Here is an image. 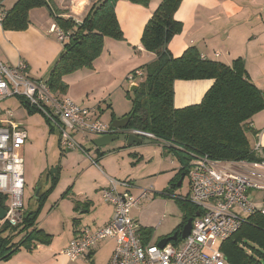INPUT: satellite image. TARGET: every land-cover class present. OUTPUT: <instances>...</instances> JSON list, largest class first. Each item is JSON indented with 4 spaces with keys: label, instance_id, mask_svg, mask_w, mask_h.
Wrapping results in <instances>:
<instances>
[{
    "label": "crops",
    "instance_id": "1",
    "mask_svg": "<svg viewBox=\"0 0 264 264\" xmlns=\"http://www.w3.org/2000/svg\"><path fill=\"white\" fill-rule=\"evenodd\" d=\"M16 1L1 0L0 8L7 11ZM161 1L149 0L146 6H142L129 0H117L114 13L123 39L116 41L104 38L102 52L94 60L92 68L80 69L64 76L62 80L67 86L66 93L52 94L72 99L90 110L93 118L101 120L103 116H107V124L124 117L131 109V101L124 94L122 97L126 76L134 70H143L156 57L154 53L142 48L141 36L147 21ZM46 2L49 8L40 7L29 11V24L25 30L4 31L0 26L2 60L12 65L23 60L28 66L29 76L44 82H47L49 73L63 50V44L57 41L52 32L53 27H56L53 19L55 14L60 11L62 17L72 18L79 23L98 0H81L78 3H71L70 0ZM174 20L180 23L181 30L167 45L173 57H180L187 48L194 47L201 57L226 66H231L233 61L240 59L249 81L258 90L264 91V0H182L174 13ZM212 83V80L175 81L174 107L199 104ZM131 84L126 85L130 87ZM117 85L119 86L116 87ZM113 88L118 89L110 93ZM116 91L119 98L115 100L112 94ZM248 127L257 133L264 130V109L252 117ZM73 138L80 146L85 143L90 153L88 157L76 149L74 151L81 158L80 163L64 166L60 163L58 166L54 191H61L58 195H50L45 199L34 225L36 230L48 236V243H30L31 247L26 249V245H21L25 234H16L12 243H17V249L7 261L0 260V264H98L100 258H103L100 264H107L115 246L113 239L100 241L86 258L74 263L68 262L62 254L79 230L84 227L95 230L112 218V206L101 198L102 189L108 185L107 179L132 180V184H135V170H146L150 166L156 172L147 174V177L155 183L170 186L177 178L180 164L174 156L159 145L157 146L162 150H139L143 144L148 145L152 141L130 147L117 141L98 150L92 143L98 137L88 135L86 139H82L79 134H73ZM67 151L69 154L63 155L62 159L68 160V155L73 153L71 150ZM24 153L29 154V148L26 147ZM69 172L71 177L68 182L64 175ZM32 176L29 171L27 182ZM134 186L133 189L140 188L136 184ZM36 191V202L30 211L36 209L44 192L41 187ZM26 207L27 210H23V213L29 212L28 206ZM132 217L136 220L135 214ZM181 222L176 225L177 229ZM138 224L140 228H150L139 222ZM177 229L163 231L157 241L172 235ZM150 240L151 238L148 243Z\"/></svg>",
    "mask_w": 264,
    "mask_h": 264
},
{
    "label": "trees",
    "instance_id": "2",
    "mask_svg": "<svg viewBox=\"0 0 264 264\" xmlns=\"http://www.w3.org/2000/svg\"><path fill=\"white\" fill-rule=\"evenodd\" d=\"M116 1L98 0L80 23L62 17L60 11L55 14V26L68 33L69 40L63 44L46 82L52 93L64 95L67 90L62 80L64 76L92 68L94 60L102 52L104 38L123 39L114 13ZM129 1L142 6L149 3V0ZM181 1L162 0L143 29L141 46L156 57L145 65L137 89L129 92L132 94L131 109L124 116L129 117L126 129L151 133L157 139L153 142L178 160L180 169L177 178L164 191L167 196H170L171 189L177 187L181 176H186L191 154L206 155L212 160H261L251 151L257 132H252L248 126L252 117L264 109V91L249 81L240 59L226 66L201 58L194 47L187 48L180 57L172 56L167 45L181 30L180 23L174 20ZM40 7L49 8L46 0H17L9 10H5L1 28L4 31L25 30L29 24V11ZM50 12L53 13L51 9ZM197 80L213 81L201 102L175 108L174 82ZM262 157L264 159V149ZM57 179L58 168L51 172V185L41 194L36 209L24 212L17 227H1L0 260L7 261L17 249V243H12L16 234H25L21 245L48 243V236L36 230L34 225ZM175 200L183 215L179 228L174 231L178 233L177 240L169 241L171 244L180 240L182 226L197 212V208L186 201ZM0 206L4 207L3 198H0ZM151 236V228H140L143 244H147ZM220 249L225 264H264V217L258 214L249 216L236 233L222 242Z\"/></svg>",
    "mask_w": 264,
    "mask_h": 264
},
{
    "label": "built area",
    "instance_id": "3",
    "mask_svg": "<svg viewBox=\"0 0 264 264\" xmlns=\"http://www.w3.org/2000/svg\"><path fill=\"white\" fill-rule=\"evenodd\" d=\"M78 3L81 0H70ZM5 11L0 8V23ZM57 41L64 44L69 34L53 27ZM205 59L204 57H201ZM143 70L138 69L128 77V83L140 81ZM16 97L30 108L41 113L58 134L59 147L82 150L73 134L82 139L88 135L101 137L123 132L142 140L155 141L154 135L137 129L118 131L110 124L93 118L90 110L81 107L68 97H57L42 80L32 79L23 60L12 65L2 60L0 52V102ZM27 134L9 110L0 108V198L5 215L0 219L10 228L21 223L23 215L24 161L20 150ZM264 130L257 133L251 151L261 158L258 161L212 160L206 155L191 154L186 171L188 191L175 199L186 201L197 208L199 216L193 219L188 237L177 244H143L140 226L130 217L131 209L147 196L141 189L138 197L131 194V182L108 178V185L101 191V198L113 208L112 218L103 226L79 230L63 249L68 262L74 263L87 257L96 244L105 239L115 242L107 264H225L220 249L222 242L236 233L251 215L264 217ZM94 163V162H93ZM171 196V195H170ZM171 197H174L171 196Z\"/></svg>",
    "mask_w": 264,
    "mask_h": 264
},
{
    "label": "rangeland",
    "instance_id": "4",
    "mask_svg": "<svg viewBox=\"0 0 264 264\" xmlns=\"http://www.w3.org/2000/svg\"><path fill=\"white\" fill-rule=\"evenodd\" d=\"M67 1L68 0H64V2ZM130 74H128L125 78V83L123 84V89L125 91L122 92V97L124 94V97L127 98L129 101L130 97H132V94L126 92V90H128L129 88V86H127L129 85L127 77ZM139 82L140 80L137 79L135 82L132 83L137 84ZM118 86L119 85H117L116 87ZM116 89L118 88H113L110 93H112ZM112 98L115 100L119 98L117 91L112 94ZM0 108L2 111H11L12 119H14L19 125H21L27 134V139L24 146L20 150V155L24 161L25 185L23 189V210H27L26 206H28V210L30 211L32 205H35L36 202L35 198L37 188L41 187L44 191L45 189H47L48 186L51 185V172L54 169H57L60 163H62L63 166L65 164L69 165L71 163L74 165L76 163H80L81 158L76 155V151L71 150V152L73 153L71 155H68V160L62 159L63 155L69 154V151L59 147L58 134L57 131L53 128L51 122H49L41 113H39L35 109H32L29 106L21 103L20 99L16 97L5 99L4 101L0 102ZM107 118V116H103L101 120L105 122L107 121ZM248 136L250 139H252V135L250 133H248ZM81 146H83L82 148L84 150L83 153L85 154V156L89 157L90 150H88L86 144L82 143ZM26 147L29 148V154L24 153ZM103 148L105 147L97 149L101 150ZM139 150L162 149H160L159 146H157V144L152 141L148 145L143 144L141 149ZM142 166L144 167V165ZM148 168L149 169L146 170H135L136 181H134V183L140 188L133 189L131 194L134 197H138L141 193V189L148 190L149 192L147 193V196L145 198H142L138 202L136 207L131 209L130 217L133 218L132 215L135 214L136 220L140 224H142L143 226L147 225L151 228L152 236L150 243L156 244L158 242L157 240L159 239V235L163 231L167 229H177L176 225L181 222L183 212L179 208L177 200H175V198L178 196H185L187 194L188 182L187 178L184 177L179 187L170 190V195H174V197L167 196L166 194H164V191L167 190L169 186L161 184L160 182L155 183V181L153 182L149 177H147V174L149 175L156 172V170L151 168V166ZM29 171H31L33 176L31 177L30 181L27 182ZM64 176L69 182L71 173H65ZM119 181L131 182L132 180ZM60 191V189H56L55 191L53 189L51 193H49L47 198L50 195V197H53L56 194L58 195ZM102 261L103 258L98 259V264H100Z\"/></svg>",
    "mask_w": 264,
    "mask_h": 264
},
{
    "label": "water",
    "instance_id": "5",
    "mask_svg": "<svg viewBox=\"0 0 264 264\" xmlns=\"http://www.w3.org/2000/svg\"><path fill=\"white\" fill-rule=\"evenodd\" d=\"M0 2H1V0H0ZM136 89H137V85L135 83H132L131 86L128 88V91L133 92ZM128 121H129V117H122L120 119H114L111 121L110 126H111V128H113L115 130L123 131L124 129H126ZM113 141L124 142L125 146H128V147L135 145V144L149 143L148 140H142L141 138H139L137 136L127 135L123 132L98 137L97 139L93 140L92 143H93L94 147L102 148V147H106V146L110 145ZM182 179H183V176H181V178L177 182V187H179L181 185ZM4 215H5V212L0 206V219H2L4 217ZM198 216H199V213L195 212L192 217H189L186 220L185 224L182 226V229L180 230V234H179L180 240H184L186 237H188L190 230L192 228L193 219L198 217ZM177 237H178V233L175 232L171 236L160 240L157 243V246L160 248H163L169 241H176ZM30 247H31V245L25 246L26 249H28Z\"/></svg>",
    "mask_w": 264,
    "mask_h": 264
}]
</instances>
